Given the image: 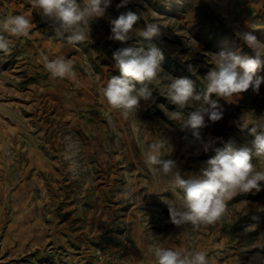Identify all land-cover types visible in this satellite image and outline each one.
<instances>
[{
  "label": "rangeland",
  "instance_id": "rangeland-1",
  "mask_svg": "<svg viewBox=\"0 0 264 264\" xmlns=\"http://www.w3.org/2000/svg\"><path fill=\"white\" fill-rule=\"evenodd\" d=\"M121 3L111 0L105 15L90 23L89 40L70 45L31 0H0V20L25 14L33 23L29 37L11 38V54L0 53V264H153L157 245L206 250L211 264H260L264 187L234 197L215 226L178 227L169 205H178L182 194L153 176L143 148L168 138L173 150L166 158L187 176L198 174L216 149L245 146L252 124L264 116V68L256 73L258 92L220 99L222 119L205 118L201 135L221 138L206 153L171 119L177 108L165 87L154 88L127 117L107 105L102 88L120 75L116 50L156 46L164 72L188 78L203 94L215 56L254 55L238 33L264 43V0H130L117 8ZM127 11L141 17L136 34L126 43L109 39L110 20ZM153 22L162 35L140 36ZM44 56L71 59L76 79L52 78Z\"/></svg>",
  "mask_w": 264,
  "mask_h": 264
},
{
  "label": "clouds",
  "instance_id": "clouds-1",
  "mask_svg": "<svg viewBox=\"0 0 264 264\" xmlns=\"http://www.w3.org/2000/svg\"><path fill=\"white\" fill-rule=\"evenodd\" d=\"M129 2L122 0L117 8L125 7ZM31 4L42 18L50 22L55 36L70 45H77L89 40L90 23L105 15L111 0H31ZM140 19V15L133 11L120 13L110 20L109 39L126 43L136 34L134 26ZM32 29V19L25 14L9 15L0 20V53L11 54V38H27ZM139 35L146 39L159 38L161 25L146 23ZM238 35L254 55L221 52L215 56V67L203 78V94L196 91L188 78H175L164 72V55L158 47L145 50L127 46L113 53L120 75L111 76L106 81L102 88L103 98L111 109L127 117L137 113L141 100L152 98L154 88L165 87V96L177 108L171 112V119L177 121L181 131L191 132L206 153L221 140L211 134L207 137L201 135V129L207 126L206 117L213 123L222 119L223 106L219 100L228 101L250 88L258 92L262 82L256 73L264 68V43L249 32ZM43 65L54 79L75 80L77 77L74 62L64 56L54 59L44 56ZM190 107L194 110L185 113L184 109ZM249 134L253 139L245 146L234 149L228 143L224 149H216V155L207 160L198 174L187 176L181 175L175 160L166 158L173 150L168 138L159 136L144 146L145 164L153 176L182 194L178 205H169L174 225H190L193 231L202 226H215L227 215V204L234 197L259 192L264 187V116L257 118ZM254 159L260 162V168L253 163ZM151 251L153 264H211L208 252L203 249L157 245ZM259 259L260 264H264V257Z\"/></svg>",
  "mask_w": 264,
  "mask_h": 264
}]
</instances>
